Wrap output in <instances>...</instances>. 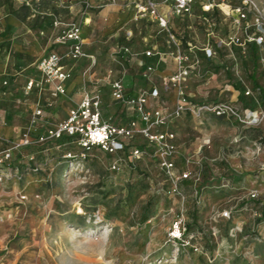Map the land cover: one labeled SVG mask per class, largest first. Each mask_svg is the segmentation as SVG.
<instances>
[{
  "label": "rangeland",
  "instance_id": "rangeland-1",
  "mask_svg": "<svg viewBox=\"0 0 264 264\" xmlns=\"http://www.w3.org/2000/svg\"><path fill=\"white\" fill-rule=\"evenodd\" d=\"M245 1L247 5L240 0H213L216 37L207 36L209 26L200 19L201 0H196L193 17L171 20L181 48L187 49L189 42L200 54L199 49L209 43L216 52L212 62L200 57L185 84L193 101L228 102L247 112L239 100L254 105L255 98L264 93V0ZM70 5L59 7L56 0H0V31L10 21L7 15L12 14L23 24L12 38L37 40L43 47L55 32L53 15L64 23L77 24L86 17L90 23L83 26L84 50L97 59V65L91 68L90 59L67 64L73 75H83L87 88L100 84L105 120L128 124L135 117L113 99L106 83L120 76L121 66L112 54L121 48L143 53L151 47L162 52L177 47L167 42V33L156 23L132 21V8L115 7L111 13L126 11L128 16H122L124 21L113 30L101 15L103 8L83 14L79 1L72 3V9ZM239 7L246 18L238 15ZM23 26L32 28L31 32ZM114 57L126 70H133L126 74L125 84L135 95L140 88H151L138 61L159 68L162 64L143 56L132 60L123 52ZM167 60L166 67L173 74L176 65L171 57ZM110 70L114 71L111 78ZM239 81L244 84L240 86ZM158 89L161 99L153 100L152 107L164 102L170 116L156 131L176 134L179 161L190 158L193 177L201 179L200 185L184 188L186 205L175 204L167 194L166 175L153 157L156 147L141 135L130 142L131 147L137 144L143 148L141 159L134 158L130 150L85 153L70 138L21 146L14 151L9 168L14 174L17 169L23 171V177L0 186V264H264V137L257 127L232 118L213 114L201 119L190 114L176 117L174 88L166 89L159 82ZM75 97L66 107H77L81 97ZM35 98L33 94L20 95V103L16 99L10 102L9 123H14L15 115L24 120L12 141L21 143L29 129L35 138L47 134L67 117L60 103L44 106L43 116L31 126L33 112L28 104ZM262 107L264 110V104ZM258 112L261 115V110ZM1 142L0 154L11 145ZM34 163L40 164L41 170L26 172ZM253 192L258 194L256 198L250 197ZM21 195L26 199L21 200ZM230 208V220L219 217ZM181 216L186 233L175 241L171 231ZM234 227L241 230L236 234Z\"/></svg>",
  "mask_w": 264,
  "mask_h": 264
},
{
  "label": "built area",
  "instance_id": "built-area-1",
  "mask_svg": "<svg viewBox=\"0 0 264 264\" xmlns=\"http://www.w3.org/2000/svg\"><path fill=\"white\" fill-rule=\"evenodd\" d=\"M79 1L84 12L87 14L89 10L99 8L104 9L108 5H118L121 8L133 9L132 21L146 20L156 23L157 26L167 33L171 43L177 47L176 51L162 52L157 47H151L143 53L133 52L129 48H121L120 52L112 54L114 60L121 66L120 76L107 80L110 87L111 95L117 102L122 103L128 111L135 117L128 124L115 125L107 121L103 117V89L100 84H95L93 89L87 88L85 82L80 85L79 94L81 101L75 108H71L67 112V117L57 126L47 131V134L39 135L36 138L30 135V129L22 137L21 143L14 141L9 142L11 145L0 154V186L5 181H20L23 177V171L18 169L15 174L10 170L9 164L13 160L14 151L21 146H28L33 143L42 144L48 140H61L64 137H70L76 140L83 152H89L94 149L102 150L106 153L116 154L125 152L129 143L138 135L143 136L150 145L156 147L153 154L158 160L161 170L165 173L168 190L167 194L175 200V204L182 207L186 205L188 196L183 191V186L200 185V177H193V171L189 168L192 160L186 159L180 162L179 146L176 142L177 136L174 132H157L156 129L167 124L169 119V109L163 102L158 107H152L153 100L161 99V91L157 86L150 89L140 88L136 95L131 94L125 84L127 70L114 55L123 52L132 60L145 58H155L160 62L166 61L171 57L176 65L173 74L159 78L156 75V67L150 64H144L141 61L140 66L143 67V77L152 81L153 77L161 80L166 89L174 88L176 95L175 116L181 117L190 114L195 119H201L205 114H213L218 117L232 118L247 127H257L263 115H259L256 110L244 112L235 105L228 102H195L186 90V82L191 74L196 70L200 63V55L198 48L192 43L187 42V49L181 48V42L176 38L172 31L171 20L174 18H186L194 16V6L196 0H56L59 7L72 9V3ZM244 5L247 1L240 0ZM225 0H223V3ZM29 5V3L27 2ZM106 4V5H105ZM201 16L205 23L208 24L206 30L207 36L216 37L215 23L213 16L215 14L216 4L213 0H201ZM163 6L167 10H163ZM35 11V10H34ZM237 13L241 18H246L244 9L237 8ZM48 14H46L47 16ZM87 18L81 24L64 23L59 17L53 15L52 28L54 34L49 38V50L37 62V74L28 78L25 91L28 93L36 90L38 100L36 108L33 111L31 126L37 123L38 119L44 114L43 107H52L60 97H67V82L72 78L73 73L67 62H76L82 59L91 60V68L97 65V59L89 55L84 50L85 38L83 34V26L87 25ZM32 28L28 30L31 32ZM43 35V32L40 33ZM132 33H130L131 35ZM113 37V36H112ZM229 42V45L232 43ZM227 45V44H226ZM61 49H64V51ZM206 59H213L216 52L211 44L208 43L204 48L199 49ZM264 62V61H263ZM113 70H110L109 78L112 77ZM7 85V83H4ZM250 94V91H247ZM131 154L136 159H141L144 150L138 146H132ZM9 162V163H8ZM41 165L34 163L33 166L25 168L26 172H38ZM257 193L253 192L250 197L256 198ZM26 197L21 195V200ZM219 217L230 220L233 217V208L225 209L219 213ZM181 220L176 222L172 227L171 236L175 241H179L186 233L184 224V216L179 217ZM241 227H234L232 232L237 234Z\"/></svg>",
  "mask_w": 264,
  "mask_h": 264
},
{
  "label": "crops",
  "instance_id": "crops-1",
  "mask_svg": "<svg viewBox=\"0 0 264 264\" xmlns=\"http://www.w3.org/2000/svg\"><path fill=\"white\" fill-rule=\"evenodd\" d=\"M115 7L118 9L121 8L118 5H108L103 9V11H101V15L105 17L106 22H110L113 30H115L124 21L122 16H128V13H125L126 11H123V13L117 12V14L111 13L116 11ZM7 16L10 17V21L7 26H4V28H2L0 31L2 32V35H0V144L2 143L1 141L11 142V139L17 135L18 130H20L24 124L23 118L19 117L18 115H15L16 120L13 124L9 123L11 121L10 113L13 110L10 103L11 101L16 99L15 101L20 103V95L33 94L36 98L34 102L28 104V110L31 111V113L35 110L38 100V93L36 90H33L27 94L25 91V86L28 78L37 74V62L45 54V52L49 50L50 47L48 43L47 45L45 44L46 46L43 45L42 47L37 40L28 41L12 38L14 30H19V27H21L23 24L14 15L8 14ZM11 19L13 20L11 21ZM23 28L27 29V31L30 30V28H27L26 26H23ZM23 28H21V30ZM145 41L150 42L152 40L145 39ZM5 48H7V50ZM199 55L203 57L204 60H206L203 53H200ZM167 61L168 60L160 62L162 63L160 68L156 67V75L159 78L172 74L170 69L166 67ZM159 78L155 77V80L151 81V87H158V83L161 82ZM5 82L7 85L4 84ZM83 82H85L83 75H73L72 78L67 82L69 95L67 97H60L56 102V104L60 103L62 109L66 111V113L71 109L66 107V104H69L68 100L74 101L73 98L75 96L77 97H75V99H80L79 97L81 96L79 94V88ZM131 94L133 93L131 92ZM260 95V99L258 97L255 98L257 104L254 105H248L246 100L243 99L239 101L240 106L245 110H261L263 118L260 124L257 126V131L260 132L264 137V110L262 107L264 104V93H261ZM46 123L48 122H45V124ZM42 127L40 129V133L44 129V126ZM255 183L258 184V182ZM261 186H263V183Z\"/></svg>",
  "mask_w": 264,
  "mask_h": 264
},
{
  "label": "trees",
  "instance_id": "trees-1",
  "mask_svg": "<svg viewBox=\"0 0 264 264\" xmlns=\"http://www.w3.org/2000/svg\"><path fill=\"white\" fill-rule=\"evenodd\" d=\"M206 59V58H205ZM210 62H212L213 60H214V58L213 59H208ZM222 67H224L225 69H227V66L225 65V64H222ZM128 71L130 72V73H132L133 72V70L131 69V68H129V70H127V73H128ZM239 84H240V86H242L243 84H244V82H241V81H239L238 82ZM119 125V124H118ZM65 138H70V137H64L63 139H65ZM70 139H72V138H70ZM134 146H138V147H140L139 145H134ZM142 148V147H141ZM131 149V145H130V143H129V145H128V147H127V149H126V151L125 152H127L128 150H130ZM157 160V159H156ZM158 161V160H157ZM187 186V185H186ZM186 186H183V191H184V188L186 187ZM185 192V191H184Z\"/></svg>",
  "mask_w": 264,
  "mask_h": 264
},
{
  "label": "bare ground",
  "instance_id": "bare-ground-1",
  "mask_svg": "<svg viewBox=\"0 0 264 264\" xmlns=\"http://www.w3.org/2000/svg\"><path fill=\"white\" fill-rule=\"evenodd\" d=\"M15 191L18 192V188L17 186L15 185ZM13 194V193H12ZM9 196V195H8ZM10 197V196H9Z\"/></svg>",
  "mask_w": 264,
  "mask_h": 264
}]
</instances>
